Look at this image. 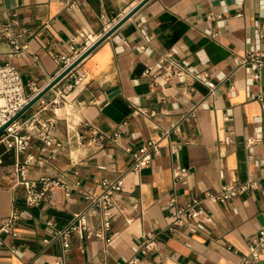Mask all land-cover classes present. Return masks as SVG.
Returning a JSON list of instances; mask_svg holds the SVG:
<instances>
[{
    "label": "crops",
    "instance_id": "crops-1",
    "mask_svg": "<svg viewBox=\"0 0 264 264\" xmlns=\"http://www.w3.org/2000/svg\"><path fill=\"white\" fill-rule=\"evenodd\" d=\"M138 2L0 0V62L13 64L23 84L42 88L71 36L101 34ZM7 31L21 33L22 56L10 55ZM263 43L264 0L142 4L82 59L86 76L78 86L53 85L21 114L54 118L50 133L61 148L52 152L34 137L24 152L0 143V226L9 223L0 231V264H117L133 256H140L138 264H237L264 227V65L254 79L238 58ZM167 50L186 68L182 81L154 72ZM147 66L150 76L142 74ZM177 121L178 132L160 138L150 163L131 171V152ZM92 130L106 136L101 145L90 140ZM27 154L33 159L26 179L61 182L35 206L24 202L18 171ZM181 168L186 174L178 177ZM103 178L122 182L109 227L97 209L88 211L87 225L99 235L72 232L64 252L55 232L73 212L87 210L84 192H101ZM248 178L258 185L223 202L202 201L210 216L203 228L170 229L169 199H203ZM147 234L156 249L141 255ZM249 264H264V253Z\"/></svg>",
    "mask_w": 264,
    "mask_h": 264
},
{
    "label": "built area",
    "instance_id": "built-area-1",
    "mask_svg": "<svg viewBox=\"0 0 264 264\" xmlns=\"http://www.w3.org/2000/svg\"><path fill=\"white\" fill-rule=\"evenodd\" d=\"M73 5L75 3L71 2L70 6ZM237 15H240V13H237ZM104 32L94 35L87 31H80L75 36H71L66 52L56 56V59L60 61V66L56 74L49 78L47 84L79 58ZM20 36L21 33L6 32L5 37L10 46V55L22 56L24 54L25 44L19 41ZM81 61L82 59L54 85L61 82L70 89L78 86L86 76L85 72L80 68ZM238 64L242 66L249 65L252 70V77L257 79L259 76V68L264 65V43L261 46L248 49L244 55L238 58ZM152 71V67L147 66L143 69L142 74L144 76H150ZM154 72L163 81L174 78L182 81L187 74L184 64L171 50L164 51L160 54ZM40 89L34 82H29L26 85L23 84L20 74L13 64L0 62V127L6 124L0 133V143L6 148H14L18 152H24L29 146L30 137L39 140L45 147H51L52 152H56L61 148L62 144L50 133L54 125V118L43 119L38 112H32L24 117L20 115L9 122ZM145 111V108L136 110V112L140 113H144ZM150 113L152 114V112ZM188 115L194 116L193 111L191 110ZM184 118L185 115L181 116L180 119ZM178 130L179 121L163 130L158 138H147L137 151L131 152L132 162L130 164V170L137 173L147 166L152 157L159 152L160 138L168 135L170 132H178ZM116 136L117 134H115ZM105 139L106 136L104 134H98L97 131L92 130L90 140L93 143L101 145ZM32 159V155L27 154L23 164L18 166L20 183L24 189V202L27 206L39 204L47 193L51 191L53 186L61 185V182L57 179L51 180L44 177L38 180L26 179L24 176L26 165ZM185 174V169L181 168L177 176L181 177ZM261 179L264 180V174L261 176ZM258 180V178H248L245 182L239 184H223L215 192H206L203 199L194 198L184 204L177 203L174 198L169 199L166 205L170 210V229L172 230L184 224H187L192 229L203 228L210 221V216L202 204L204 199L207 198L212 201L223 202L247 189L255 188L258 185ZM100 183L101 192L97 194L91 190L84 192V198L87 201V210L73 212L70 222L55 232L56 237L62 242L64 252L68 245L69 234L72 232L86 237L99 235L98 230H91L87 225L88 211L93 212L97 209L100 212L103 227H109L111 209L114 206L113 196L122 189V182L120 179L108 180L103 178ZM15 218L16 216L12 215L10 220H14ZM8 229L9 223L0 226V231H8ZM1 243L0 239V246ZM154 249H156V241L152 235L147 234L138 245V251L141 255H145ZM261 253H264V227L259 229L251 239L247 247V252L240 257L237 264H249L251 261L257 260ZM139 261L140 256H133L117 264H138Z\"/></svg>",
    "mask_w": 264,
    "mask_h": 264
},
{
    "label": "water",
    "instance_id": "water-1",
    "mask_svg": "<svg viewBox=\"0 0 264 264\" xmlns=\"http://www.w3.org/2000/svg\"><path fill=\"white\" fill-rule=\"evenodd\" d=\"M147 0H139L137 4H135L128 12H126L121 18H119L110 28H108L99 38L98 40L89 47L79 58H77L74 62H72L65 70H63L60 74H58L53 80H51L48 84L43 86L39 92H37L29 102L13 117L9 120L12 121L19 117L32 103H34L37 99H39L48 89H50L62 76H64L70 69H72L81 59H83L90 51H92L101 41H103L107 36H109L121 23H123L129 16H131L142 4H144ZM7 122V123H9ZM6 125V124H5ZM0 127V133L4 126Z\"/></svg>",
    "mask_w": 264,
    "mask_h": 264
}]
</instances>
